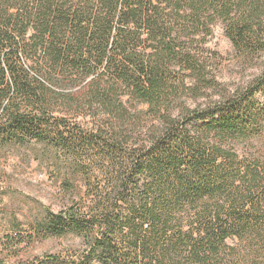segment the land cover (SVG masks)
Segmentation results:
<instances>
[{
    "label": "trees",
    "instance_id": "obj_1",
    "mask_svg": "<svg viewBox=\"0 0 264 264\" xmlns=\"http://www.w3.org/2000/svg\"><path fill=\"white\" fill-rule=\"evenodd\" d=\"M219 21L263 59L264 0H0V149L75 199L29 235L63 250L21 258L11 236L0 264H264V161L234 148L264 131V70L218 80Z\"/></svg>",
    "mask_w": 264,
    "mask_h": 264
},
{
    "label": "rangeland",
    "instance_id": "obj_2",
    "mask_svg": "<svg viewBox=\"0 0 264 264\" xmlns=\"http://www.w3.org/2000/svg\"><path fill=\"white\" fill-rule=\"evenodd\" d=\"M206 47L220 53L214 61V72L218 80L230 90L255 79L264 70V57L247 61L235 49L226 34L223 21L214 26ZM204 99L192 103L196 105ZM137 106L146 109V105ZM234 146L242 158L264 161V131L248 139H237ZM35 154L37 152L21 148L0 149V253L11 236L17 237L20 247L13 249L12 255L19 253L21 258L46 251H61L68 244V241L54 238L29 244L32 226L37 220L43 219L48 210L59 212L75 200L63 190V177L56 171L55 165L42 159L41 155V160L37 159ZM96 176L99 175L94 174V182ZM76 183L77 191L84 195L85 183L81 175Z\"/></svg>",
    "mask_w": 264,
    "mask_h": 264
}]
</instances>
